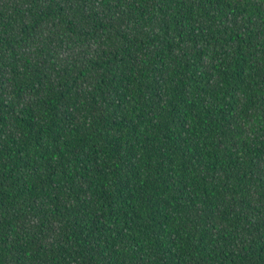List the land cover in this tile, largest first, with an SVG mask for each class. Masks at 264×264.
Wrapping results in <instances>:
<instances>
[{
  "label": "trees",
  "instance_id": "16d2710c",
  "mask_svg": "<svg viewBox=\"0 0 264 264\" xmlns=\"http://www.w3.org/2000/svg\"><path fill=\"white\" fill-rule=\"evenodd\" d=\"M0 264H264V0H0Z\"/></svg>",
  "mask_w": 264,
  "mask_h": 264
}]
</instances>
